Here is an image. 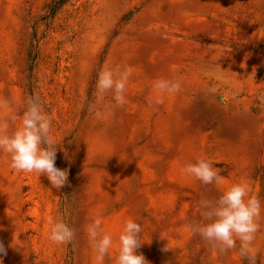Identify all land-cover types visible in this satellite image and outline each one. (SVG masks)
I'll use <instances>...</instances> for the list:
<instances>
[{
    "label": "rangeland",
    "instance_id": "obj_1",
    "mask_svg": "<svg viewBox=\"0 0 264 264\" xmlns=\"http://www.w3.org/2000/svg\"><path fill=\"white\" fill-rule=\"evenodd\" d=\"M55 1L0 0V119L12 131L39 97L67 170L52 188L0 153V264H115L129 218L147 264H253L238 240L220 252L189 230L201 200L241 179L261 201L250 247L264 264V0H69L52 14ZM116 67L131 69L120 106L96 89ZM201 157L222 185L184 173ZM57 217L75 231L67 245L49 239ZM96 219L113 239L102 262L86 232Z\"/></svg>",
    "mask_w": 264,
    "mask_h": 264
},
{
    "label": "clouds",
    "instance_id": "obj_2",
    "mask_svg": "<svg viewBox=\"0 0 264 264\" xmlns=\"http://www.w3.org/2000/svg\"><path fill=\"white\" fill-rule=\"evenodd\" d=\"M130 75L131 69L127 67L101 69L96 79L98 94L103 96L111 92L115 105H123ZM154 87L160 93L173 94L179 91L180 83L157 79ZM155 102L161 103L162 100L157 99ZM6 103L0 101V104ZM16 115L13 113L9 119ZM7 121L0 119V153L9 158L11 168L18 172L44 175L52 188L64 186L67 170L55 166L57 143L52 135V121L39 97L33 95L26 98V108L20 114L19 127L9 132ZM183 171L202 185L215 187L223 184L224 178L207 158L201 157L189 162ZM250 193L249 183L241 179L220 191L218 198L201 200L199 207L204 221L190 224L189 230L220 252L236 247L238 240L240 255L248 257L254 264L250 245L259 227L257 221L261 214V201ZM49 223L51 241L63 245L73 241L75 231L62 217L50 220ZM86 232L92 242L95 259L102 262L113 245L112 237L101 231L99 219L92 221ZM140 234L141 226L134 219L129 218L124 222L118 236L115 264H147L143 255L136 251L142 242ZM3 252L4 245L0 243V254Z\"/></svg>",
    "mask_w": 264,
    "mask_h": 264
},
{
    "label": "trees",
    "instance_id": "obj_3",
    "mask_svg": "<svg viewBox=\"0 0 264 264\" xmlns=\"http://www.w3.org/2000/svg\"><path fill=\"white\" fill-rule=\"evenodd\" d=\"M69 0H56L52 5V14L55 12V10L65 3H67Z\"/></svg>",
    "mask_w": 264,
    "mask_h": 264
}]
</instances>
